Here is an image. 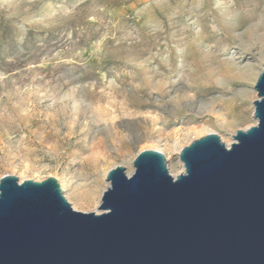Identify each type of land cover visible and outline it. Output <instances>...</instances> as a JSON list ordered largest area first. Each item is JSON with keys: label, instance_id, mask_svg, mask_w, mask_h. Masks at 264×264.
<instances>
[{"label": "rangeland", "instance_id": "obj_1", "mask_svg": "<svg viewBox=\"0 0 264 264\" xmlns=\"http://www.w3.org/2000/svg\"><path fill=\"white\" fill-rule=\"evenodd\" d=\"M263 66L264 0H0V179L100 213L106 171L156 150L177 177L176 149L256 125Z\"/></svg>", "mask_w": 264, "mask_h": 264}, {"label": "water", "instance_id": "obj_2", "mask_svg": "<svg viewBox=\"0 0 264 264\" xmlns=\"http://www.w3.org/2000/svg\"><path fill=\"white\" fill-rule=\"evenodd\" d=\"M256 125L227 147L216 133L181 149L184 173L144 150L117 166L97 212H79L56 178L0 179V264H264V66Z\"/></svg>", "mask_w": 264, "mask_h": 264}, {"label": "bare ground", "instance_id": "obj_3", "mask_svg": "<svg viewBox=\"0 0 264 264\" xmlns=\"http://www.w3.org/2000/svg\"><path fill=\"white\" fill-rule=\"evenodd\" d=\"M205 131V130H203ZM203 131H199L198 133H202ZM209 133H215L213 131L209 132ZM181 149H176V155H180ZM183 171H181L182 173ZM108 171L105 172V176L107 175ZM71 186V185H70ZM71 195L84 207L86 208H92L94 205V201L91 199V192L88 190L85 191H81V190H77V189H72L71 191Z\"/></svg>", "mask_w": 264, "mask_h": 264}]
</instances>
